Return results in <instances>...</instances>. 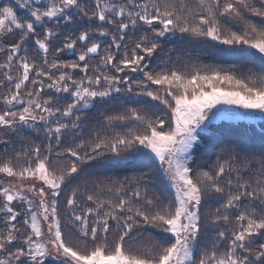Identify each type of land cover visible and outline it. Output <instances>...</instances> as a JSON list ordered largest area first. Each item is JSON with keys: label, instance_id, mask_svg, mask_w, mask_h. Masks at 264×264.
<instances>
[{"label": "snow or ice", "instance_id": "6c2138e0", "mask_svg": "<svg viewBox=\"0 0 264 264\" xmlns=\"http://www.w3.org/2000/svg\"><path fill=\"white\" fill-rule=\"evenodd\" d=\"M259 5L250 0H199L198 6L206 14H194L175 0H93L90 9L81 0H17L15 8L0 6V33H19L17 42L0 47L5 55L0 63L4 70L0 79V130L25 131L21 126L39 120L48 124L49 141L43 155L37 146L0 163V173L16 181L15 185L0 184V264H46L50 256L60 264H264V240L257 241L264 238V152L258 168L252 167L254 158L237 161L250 173L248 178L231 160L209 171L194 172L190 166L193 146L200 132L207 130L209 113L213 109H217L213 115L222 111L217 106L264 113V77L257 83L218 68L185 73L154 72L149 67L150 58L160 48V38L177 30L233 48L250 49L246 55L264 61V28L246 18V13L264 18V0H259ZM16 8L26 9L27 18H18ZM81 20L100 23L66 36L61 41L63 46L55 48V53L75 54L79 42L81 50L76 60L58 59L55 54L49 60L53 41L60 35L55 29L62 23L72 25ZM221 20L225 24L243 21L246 27L242 32H225ZM49 21L52 27L47 26ZM97 37H110L107 47L102 48ZM29 40L43 53L41 65L29 61L24 47ZM93 58H98L99 66L124 75L105 74L90 63ZM77 70L83 73L80 78L74 75ZM138 72L144 79L133 81L129 73ZM120 85L128 93L133 92V86L142 90L139 95L169 110V119H152L132 108L106 119L110 124L132 120L142 125L141 130L111 138L97 136L88 144L81 140L75 147H64L66 139H75L72 134L81 126L82 113L95 102H106L113 93H120ZM46 88L67 94L60 98L65 103L54 100L53 95L42 98ZM52 140L55 149L63 148L62 152L54 150ZM132 152L143 153L145 160L150 154L157 161L161 175L174 189L171 202L165 204L145 195L146 207H133L129 199L104 200L85 192V200L92 206H83L73 190L66 207L70 224L75 227L66 236L57 198L69 181L84 173L78 165L106 156L126 159ZM65 155L75 159L58 167L56 161ZM13 160L20 166L16 167ZM24 181L30 183L25 186ZM115 190L122 192L123 186ZM132 195L141 198L139 190ZM212 197L223 198L222 207L205 213L202 205ZM245 201L249 203L245 205ZM18 203L27 205V215L19 210ZM236 209L239 211L234 216L228 214ZM141 224L158 229L157 238L149 237L143 247L126 246ZM222 224L232 227L231 232L217 233V241L226 242L219 244L222 250H217L214 241L212 250L198 256L202 229ZM113 227L118 236L109 241ZM71 231L76 232L75 240Z\"/></svg>", "mask_w": 264, "mask_h": 264}, {"label": "trees", "instance_id": "16d2710c", "mask_svg": "<svg viewBox=\"0 0 264 264\" xmlns=\"http://www.w3.org/2000/svg\"><path fill=\"white\" fill-rule=\"evenodd\" d=\"M113 2L119 3L120 0H113ZM175 2L178 5L181 3L187 5L188 10L194 14H206L204 10L198 6L199 0H175ZM81 3L88 5L89 9L93 6V0H81ZM250 3L257 7L260 6L259 0H250ZM246 18L258 28H264V18L256 17L251 13H246ZM99 23V21L81 20L78 24L67 25V27H64V30L68 35L74 33L78 34L79 31L85 28L91 29L95 24ZM221 25L222 31L225 32L228 29L242 32L246 27L243 21L225 24L224 21L221 20ZM105 27L108 26L105 25ZM109 31L111 32V28H109ZM97 39L102 43L103 48L107 47V42L110 40V37H97ZM11 42L10 39L8 46H10ZM159 43L160 48L157 53L150 58L149 62V67L154 72L161 70H177L184 72L189 70L190 66L195 63L198 64V67L202 66V68L212 65L216 67L222 66L221 70L223 71H231L244 78L255 80L257 83H259L260 77H264V61L258 56L253 57L246 55V52L252 51L250 49L239 46L233 48L228 45H223L219 41L212 40L211 38L197 37L190 33H181L178 30L175 33H170L160 38ZM101 54L103 53L101 52ZM1 56L0 53V62ZM49 58L52 60L53 56L49 55ZM59 59H61V57ZM91 60L95 61V66H99L98 58H93ZM99 68H102L105 74H115L114 69H105L103 66H99ZM78 73L80 75V72ZM89 74H91V71ZM131 77L133 81L144 79L143 74L139 72L131 75ZM0 79L2 78L0 77ZM120 87V93H113V96L108 98L106 102H95V106L89 110V112L82 113L81 126L72 134L75 139H66L64 141V147H75L81 140L88 144L95 140L97 136L101 138H111L116 134L141 130L142 125L132 120L126 122L113 121L110 124L106 119L109 115L124 114L132 108L137 109L142 114L148 115L152 119L158 117L166 118L164 107L158 102L152 104L150 98L139 95L138 93L142 90L133 86V92L128 93L124 90V85H120ZM154 88L155 87H153V89ZM61 97L62 95L60 93V98ZM60 101L61 104L65 103L64 99H60ZM24 138L23 134V137L19 141V150H26L25 145L30 148L37 146L41 148L42 144L47 142L45 141V137L36 138L35 136L29 139L25 138L26 142ZM14 143H11V145H14ZM19 150L16 148L15 144L13 150L9 151L11 157L14 158V154ZM54 150L62 152L63 148L55 149L54 145ZM262 152H264V122H253L244 118H238L237 120L225 118V120H215L208 124L207 130L199 134V140L193 146L191 152L190 166L194 169V172L209 171L215 170L219 163L231 160L233 164L242 169V174L245 178H248L250 173L244 171L243 163H237V161H244L246 159L252 160L254 158L256 163H254L252 167L258 168V160ZM74 159L75 158L71 156L65 155L62 159L56 161V165L60 167ZM13 164L16 165L15 160H13ZM156 165L157 161H155L150 154L148 159L145 160L143 153L135 152L127 154L126 159H110L106 156L100 160L92 161L90 164L85 163L78 165L85 170L84 173L78 179L69 181L62 189L60 197L57 198V207L62 218V224L65 226L64 231L66 236L69 234L70 228L75 227L70 224L68 219L70 213L66 207V199L71 195L73 190L77 192L78 201L83 206H92L90 202H86L85 192H87V194L95 193L104 200L117 201L120 198L129 199L133 207L145 206L143 203V196L145 195L149 198H159V200L165 204L171 202L173 199L171 188L168 186L166 178L161 175L160 169H158ZM145 173L147 175H143ZM142 175L143 179L141 180L139 178ZM232 175L235 176V173H232ZM85 180L87 183H85ZM101 181H105V183L102 185L100 184ZM109 181L111 183H109ZM120 185L123 186L122 192L115 190ZM109 188L113 189V191H108ZM136 190L141 192V198L139 199L132 195ZM223 202V198L218 199L212 197L207 199L202 207L205 213L214 212L217 207H222ZM244 203L247 205L249 201H245ZM238 211L239 209H236L228 214L234 216ZM130 214L131 213H125V215ZM110 223L114 224L115 222L110 221ZM110 231L109 241H112L118 236V233L115 231L114 227ZM219 231L228 233L232 231V227L222 224L219 227L209 226L206 229H202L201 237L199 238L196 248L198 256L212 250L213 242L217 241V233ZM158 232V229L141 224L139 226V232L133 233L132 238L127 241L126 246L143 247L148 243L149 237L157 238ZM141 236H143L144 239H140ZM71 237L74 240L76 239L75 231H71ZM261 240H264V238H257L258 242ZM220 243L226 242L217 241L218 251L222 250L219 248Z\"/></svg>", "mask_w": 264, "mask_h": 264}, {"label": "rangeland", "instance_id": "374dc122", "mask_svg": "<svg viewBox=\"0 0 264 264\" xmlns=\"http://www.w3.org/2000/svg\"><path fill=\"white\" fill-rule=\"evenodd\" d=\"M16 3L17 0H0V6H13L14 8L16 7ZM17 11V16L18 18H20L21 20H24L27 18V11L26 9L23 8H16ZM48 27H52L53 24L51 21L48 22ZM37 27V34L41 33V27L39 25L36 26ZM64 27H67V25H64L62 23V25L58 28L55 29V31H57L60 35L58 36L57 39H55L53 41V48L51 49V52L48 54V59L49 55L54 57V54L56 56V58H63V60H76L77 58V54L79 53L80 46L79 48L77 47L76 49V53L73 54V56H67L69 52H64V53H55V48L57 46L62 47L63 45L61 44V41H63L65 39L66 36H68V33H66V31L64 30ZM109 27V26H108ZM110 28V27H109ZM19 38V33L18 30L14 31L12 34H8L5 35L3 33H0V47H9L8 43L11 39V43L13 42H17ZM108 38V37H107ZM103 42V41H102ZM6 44V45H5ZM79 45V42H78ZM26 48V54L28 55L29 61H35V63L37 65H41L42 64V54L41 52L34 46L33 42L31 40H29L28 42H26L25 46ZM25 53L22 52L21 55H24ZM66 54V57L62 56V55ZM1 62L3 63L5 60V55L3 53H1ZM15 63V62H14ZM90 63L92 65L95 66V61L90 60ZM207 68H218V69H222L221 67H216V66H209V67H204L202 68V66L198 67V64L193 63L192 66H190V69L187 71H184L185 73H190L193 72L194 69H207ZM3 69H0V77L3 78ZM91 71V70H90ZM100 71L104 72V70L102 68H100ZM79 70H77V72L74 74L76 76V78H80V76L83 75V73L80 72L79 75ZM15 75V73H13ZM116 75H124L121 73H115ZM135 73H129V75H133ZM46 79V78H45ZM47 83V82H46ZM31 87V85H29V88ZM152 87H156V86H152ZM49 95H53L54 96V100H59L60 101V93H55V90H49V89H45V91L43 93H41L42 98L47 99ZM63 97H67V94H61ZM108 99V98H107ZM156 101H151V103L153 104ZM157 103V102H156ZM162 107H164L163 105H161ZM22 106H18V108H21ZM218 109H222L221 112H219L216 115H213L214 113H217V109H213L212 113H209V120L205 121V124L208 125L212 122H214L215 120H221V119H229V120H237L238 118H244V119H249L253 122H259L262 121L264 122V113H261L259 111L256 110H245L242 108H239L238 106H227V105H219L217 106ZM164 112L166 114V120L169 119V110L166 109L164 107ZM154 118V115H153ZM67 122V121H65ZM23 128H25V131H20L19 129H17V131H7L5 132L4 130H0V163H2L3 161L7 160V159H11L13 157H11V153L9 151H12L14 148V145L16 144V148L19 150L20 148V143L19 141L21 140V138L24 137L25 138H32L35 137L39 138V137H45V141H47L46 143L42 144L41 146V153L42 155L45 154V149L48 147V139L46 138V128L48 127V124L42 121H37L35 122V124H30V125H24L21 126ZM141 127V126H139ZM142 128V127H141ZM199 131V130H198ZM204 132V131H203ZM202 132V133H203ZM201 133V132H200ZM10 138L9 140L6 138ZM24 138V141H25ZM15 142V143H14ZM26 142V141H25ZM11 143H14V145H11ZM52 144L53 146L55 145V140H52ZM26 150L24 149H20L18 152H16L14 154V157L16 156L17 153H27L30 149L34 148H30L27 145H25ZM16 162V161H15ZM21 162H23V157L21 158ZM15 165V164H14ZM16 167H19V164L15 165ZM168 186L171 188L172 191V195H174V189L171 187L169 181L166 179ZM25 184V186H27L30 182L29 181H24L23 182ZM0 184L3 185H8V184H16V181L13 178H9L7 176H5L4 174L0 173ZM37 186L39 187L40 185L37 184ZM64 188V187H63ZM38 199V198H35ZM49 199H51V197H49ZM16 206H18V208L21 211L22 208V213H24L25 215H27V213L24 212L25 208L27 207L26 204H17ZM58 206V204H57ZM61 216V215H60ZM19 225V222H18ZM24 229H22L23 231ZM51 260V261H50ZM52 264V263H56V264H60L59 260L55 257V256H50L48 258V261H46V264Z\"/></svg>", "mask_w": 264, "mask_h": 264}, {"label": "flooded vegetation", "instance_id": "af4514ba", "mask_svg": "<svg viewBox=\"0 0 264 264\" xmlns=\"http://www.w3.org/2000/svg\"><path fill=\"white\" fill-rule=\"evenodd\" d=\"M22 54V53H21ZM62 55V54H61ZM62 56H64V57H66V54H64V55H62ZM68 56V55H67ZM0 91H3V89H0ZM3 106L2 105H0V108H2ZM17 109H19L18 108V106H17ZM6 139H10L9 137L8 138H6ZM18 207V206H17ZM20 210V209H19ZM21 211H22V208H21ZM0 215H2V214H0ZM19 222V221H18ZM0 226H2V224H0ZM48 261V260H47ZM51 261V260H50Z\"/></svg>", "mask_w": 264, "mask_h": 264}, {"label": "water", "instance_id": "95a60500", "mask_svg": "<svg viewBox=\"0 0 264 264\" xmlns=\"http://www.w3.org/2000/svg\"><path fill=\"white\" fill-rule=\"evenodd\" d=\"M104 38H106V37H104ZM41 52V51H40ZM50 52V51H49ZM69 54H73L72 52H69ZM93 108V107H92ZM92 108H90V109H92ZM90 109H86L85 111H89Z\"/></svg>", "mask_w": 264, "mask_h": 264}]
</instances>
